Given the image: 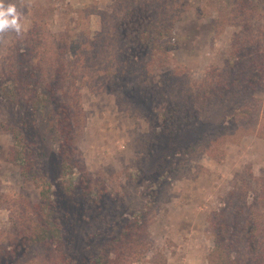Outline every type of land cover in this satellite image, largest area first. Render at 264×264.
I'll list each match as a JSON object with an SVG mask.
<instances>
[{
    "label": "rangeland",
    "instance_id": "1",
    "mask_svg": "<svg viewBox=\"0 0 264 264\" xmlns=\"http://www.w3.org/2000/svg\"><path fill=\"white\" fill-rule=\"evenodd\" d=\"M0 2L21 24L0 32V264H94L110 246L112 264H264V80L243 94L264 77V0ZM142 10L172 26L165 55L126 42ZM223 77L243 96L201 98ZM236 107L247 116L230 119ZM10 127L51 214L10 161ZM41 213L61 241L28 239Z\"/></svg>",
    "mask_w": 264,
    "mask_h": 264
},
{
    "label": "trees",
    "instance_id": "2",
    "mask_svg": "<svg viewBox=\"0 0 264 264\" xmlns=\"http://www.w3.org/2000/svg\"><path fill=\"white\" fill-rule=\"evenodd\" d=\"M158 13L154 12L151 14H146L143 10L140 11L137 18H131L130 21L125 20L123 23V28H126L129 32L128 39H126V42L130 39H134L136 42L133 45L138 46V53H143V47L142 43L145 46V51H151L155 54H163L165 55L169 49V47L165 46L162 42L167 39L171 38L172 35V26H162L159 25L158 22H160V19L157 18ZM129 49V48H128ZM137 52V50H136ZM243 53L244 51H235L234 57L232 58L233 61L231 63L232 69H236L238 71V68L243 69L244 71V64L241 60L240 53ZM159 54V55H160ZM253 62V61H252ZM254 64V62H253ZM260 68V74L264 73V63L259 64ZM258 71V70H257ZM254 72V71H253ZM245 73V72H243ZM13 75H16L13 73ZM230 79H233L232 76H230ZM243 80V76L238 77L236 76L234 80ZM221 83H215L211 86V91L204 92V95L201 96L203 99H207L208 103H212V101L218 99L222 100L226 97V95L229 97L231 94H233L234 97L243 96V94L246 96L251 91L254 90V87L259 83H262L264 80V77L259 75L258 73H253L250 78H248V81L244 80L245 83L243 87L247 90L246 93L238 92L237 89L231 92V87H235V84L230 85V80L226 81L225 78L220 79ZM26 80H23L21 77H18L14 79V89L13 93L8 90L7 87H5L6 91V98H14L15 99V93L17 92V97L20 98L22 90V85L24 84ZM38 85H41V83L33 84L35 86L30 92V95H28L27 99L32 101V105L34 103V107L38 104H40V95L38 91H36V88ZM46 88V89H45ZM45 91L42 95V99H47V96H51L52 93L49 92V88L44 87L41 89V91ZM244 92V91H243ZM241 94V95H240ZM233 99V98H232ZM16 100V99H15ZM30 105V104H29ZM177 108V107H176ZM245 107H236V109H233L231 113L229 114V118H235L238 116L246 117L247 114L243 113ZM255 106L253 107L252 112L255 111ZM182 110L181 108H179ZM178 109V110H179ZM173 111V110H172ZM188 110H184L182 113L177 114L174 113L172 118L179 119L182 115H186V112ZM249 111V109L246 110ZM251 111V110H250ZM258 113V112H257ZM173 114V112H172ZM181 117V118H183ZM9 132H11V135L14 139V145L15 147L10 151L11 158L10 161L15 162L20 167L21 175L24 180H31L36 188L41 189V202L36 207L37 211L42 212L43 210L46 211L47 215L53 213L52 209L55 208V202L53 199H51V192L48 188V185L46 184V181L43 177L39 175V172L36 171L35 166L32 163V157L28 154L26 150V140L24 133H20L19 130H14L13 128H7ZM67 150H69L68 147H66ZM26 152V153H25ZM67 163L63 165V171L66 169ZM42 214V213H41ZM45 217V218H44ZM48 217V216H47ZM48 220L46 219V214H42L41 219L39 218L37 221V225L34 229H32V233L29 235L31 236L28 238L32 242H50L53 243V240L55 241H61V231L59 225L54 221L52 223H48ZM56 223V224H55ZM27 232V231H26ZM29 237V236H27ZM25 238V237H24ZM54 238V239H53ZM41 239V240H40ZM113 248V246L107 247V250H102L101 253L97 255V257L94 260V264H112L108 257L110 249ZM257 255V254H256ZM257 260V259H256Z\"/></svg>",
    "mask_w": 264,
    "mask_h": 264
},
{
    "label": "clouds",
    "instance_id": "3",
    "mask_svg": "<svg viewBox=\"0 0 264 264\" xmlns=\"http://www.w3.org/2000/svg\"><path fill=\"white\" fill-rule=\"evenodd\" d=\"M20 19L14 5L4 7L0 2V32L7 30H15L20 32L21 24L18 23Z\"/></svg>",
    "mask_w": 264,
    "mask_h": 264
}]
</instances>
